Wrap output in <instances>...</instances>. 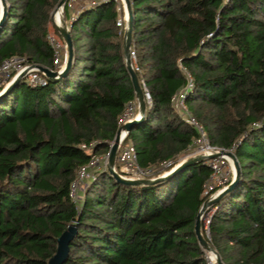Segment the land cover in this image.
Wrapping results in <instances>:
<instances>
[{"label": "trees", "instance_id": "trees-1", "mask_svg": "<svg viewBox=\"0 0 264 264\" xmlns=\"http://www.w3.org/2000/svg\"><path fill=\"white\" fill-rule=\"evenodd\" d=\"M60 0H7L0 64L20 55L56 68L49 41ZM139 83L151 100L125 136L140 165L177 159L199 136L172 105L185 101L210 143L233 145L239 173L211 205L208 236L224 264H264V0H129ZM116 3L64 19L72 58L59 78L22 77L0 97V264H49L58 237L76 232L62 264H205L194 232L209 197L206 159L156 182L117 181L98 168L71 196L78 169L108 150L125 105L136 98ZM59 33L58 29H55ZM60 34V33H59ZM117 165V158L115 160Z\"/></svg>", "mask_w": 264, "mask_h": 264}, {"label": "built area", "instance_id": "built-area-1", "mask_svg": "<svg viewBox=\"0 0 264 264\" xmlns=\"http://www.w3.org/2000/svg\"><path fill=\"white\" fill-rule=\"evenodd\" d=\"M100 1L108 0H66L62 10V17L65 14V6L68 10L69 21L75 18V16L83 9L92 6ZM116 3V25L120 28H125V23L127 19V9L124 0H113ZM2 10L1 0H0V11ZM58 10L55 12V16ZM56 23H61L53 19L50 22L51 28H49L48 38L52 47L55 50V70H61L63 64L66 60V45L62 36L55 31ZM67 23V22H66ZM68 26V24H67ZM129 55L131 57L132 67H137L136 64V53L133 47H129ZM179 67L183 70L186 77L185 84L180 87L171 97L172 105L177 110V112L190 124H192L198 131L199 136L194 139L193 143L186 149L190 152L185 153V157L196 155L199 153L203 154H215L214 156L206 158V162L211 168V172L205 182V191L210 192L209 197H213L220 190L226 187L233 178L235 169L232 157L226 152H220L222 149L233 152V145L230 147H221L210 143L206 136L203 125L195 118L194 115L189 111L187 103L185 101V96L192 86V76L186 67L179 64ZM26 70V74L23 76L31 83L45 82V78L39 73L42 71L36 63H30L27 58L20 55H13L5 58L0 64V93L11 83L22 71ZM143 97L146 102H150L151 97L147 88L143 85ZM139 117L138 101H129L119 117V127L135 118ZM127 134L126 130H121V136L119 139V144L117 148V165H114L116 171L121 175L129 178H154L158 175L164 174L171 167L177 165L181 160L178 159H168L157 167L153 166H143L137 162L136 153L134 145L130 141H125V136ZM112 142V141H111ZM110 142V143H111ZM194 148V150L192 149ZM185 150V151H186ZM108 151V150H107ZM104 152L101 154H96L91 157V159L78 169L76 178L71 183V196L74 199H78V191L82 190L87 180L93 176L94 172L101 166L107 165L108 153ZM179 156V155H178ZM206 210V209H205ZM212 209L207 210L206 215L203 220V231L208 236V223L210 220ZM203 214V213H202ZM204 249L205 264H218L216 253L209 249Z\"/></svg>", "mask_w": 264, "mask_h": 264}, {"label": "water", "instance_id": "water-1", "mask_svg": "<svg viewBox=\"0 0 264 264\" xmlns=\"http://www.w3.org/2000/svg\"><path fill=\"white\" fill-rule=\"evenodd\" d=\"M65 1L66 0H60L58 5L54 9V11L52 13L53 21H55L56 10L63 7ZM124 1H125L126 9H127V19H126L124 34H123V51H124V56H125L126 67L130 73L131 81L133 83L134 90H135V96H136V99L138 101L139 117L135 118L131 121H127V122L123 123L117 129V131L113 137V140L110 143L108 151H107L108 158H107V165L106 166H107L108 171L111 173V175L117 181L127 183V184L151 183V182L160 181V180L170 176L174 172L180 170L181 168L185 167L186 165H188L194 161H197L200 159H206L208 157L214 156L215 154L207 155V154L199 153L196 155L185 157L177 165L171 167L164 174L158 175L154 178H148V177L147 178H129V177H125V176L121 175L114 168L116 155H117V148H118L119 139L121 136V130L123 129V130L128 131L135 123L140 121L144 115V110H145V105H146V101L143 97L142 85L139 83L137 74H136L134 68L132 67L131 57L129 55V47L131 44V30H132L133 19H132V12L130 9V2H129V0H124ZM1 5H2V10H1V14H0V32L2 29V25L4 23V18H5L6 13H7V0H1ZM55 26L58 29V31H59L60 35L62 36V38L65 42V45H66V60H65V63L63 64V68L61 70H55V69L50 68V67L45 66V65H41V64H37V65L39 66V68L41 70L45 71V73L48 76H50L52 78H59L65 73V71L67 70V68L69 67L70 62H71L72 38H71L70 30L67 26V23H66L64 17H62L61 23H56ZM25 74H26V70L22 71L0 93V97H2L4 94H6L8 91H10L14 87V85L16 83H18L20 81V79ZM220 152H226L227 154H229L232 157L235 172H234L232 180L230 181V183L226 187H224L222 190H220L213 197H207L203 201V203L201 204V206H200V208L196 214V219H195V224H194V232H195V235L197 236L198 241L201 244V246L205 249H209V250L214 251L216 253V257H217V263L218 264H224L223 261L221 260L220 256H219V254L217 253V251L210 245L208 240L204 237V235L201 232V216H202V213L204 212V210L207 207L214 204L226 191H228L231 187L234 186V184L237 181V177H238V173H239V165H238V162H237V159H236L234 152L227 151L224 149H222ZM75 232H76V226L73 223L68 224L67 227L63 230V232L58 237L57 250L49 258V264H62L63 263V261L66 259L67 255H68L69 243H70L73 235L75 234Z\"/></svg>", "mask_w": 264, "mask_h": 264}, {"label": "rangeland", "instance_id": "rangeland-1", "mask_svg": "<svg viewBox=\"0 0 264 264\" xmlns=\"http://www.w3.org/2000/svg\"><path fill=\"white\" fill-rule=\"evenodd\" d=\"M57 12H58V11H57ZM56 14H57V13H56ZM55 17H56V16H55ZM191 149H192V148H191ZM192 150H194V148H193ZM186 152H190V150H186V151L182 152V153L178 156V159L181 160L183 157H185V153H186ZM102 153H103V152H102ZM99 154H101V153H99ZM97 155H98V154H97ZM81 196H82V190H79V191H78V197L81 198ZM210 207H211V206L207 207L206 210H204V212H203V214H202V216H201V220H202V221L204 220V217H205V215H206V212H207V210L210 209ZM201 232H202V227H201Z\"/></svg>", "mask_w": 264, "mask_h": 264}, {"label": "bare ground", "instance_id": "bare-ground-1", "mask_svg": "<svg viewBox=\"0 0 264 264\" xmlns=\"http://www.w3.org/2000/svg\"><path fill=\"white\" fill-rule=\"evenodd\" d=\"M56 19H57L58 22H60L61 19H62V10H61V8L58 9V12L56 14Z\"/></svg>", "mask_w": 264, "mask_h": 264}, {"label": "crops", "instance_id": "crops-1", "mask_svg": "<svg viewBox=\"0 0 264 264\" xmlns=\"http://www.w3.org/2000/svg\"><path fill=\"white\" fill-rule=\"evenodd\" d=\"M0 14H1V11H0ZM49 28H51V25L49 26Z\"/></svg>", "mask_w": 264, "mask_h": 264}]
</instances>
